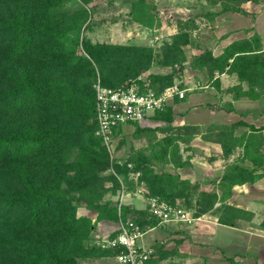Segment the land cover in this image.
<instances>
[{
  "label": "trees",
  "instance_id": "1",
  "mask_svg": "<svg viewBox=\"0 0 264 264\" xmlns=\"http://www.w3.org/2000/svg\"><path fill=\"white\" fill-rule=\"evenodd\" d=\"M68 1L0 0V264H88L114 257L116 251L102 249L93 238L98 222L120 219L113 196L121 185L111 168L126 176L131 163L132 171L141 173L138 183L149 189V196L172 204L181 198L188 203L197 191V186L164 169L170 163L178 169L189 165L179 155V147L171 149L168 140L161 147L158 170L153 158L142 154L124 164L111 163L107 148L96 136L98 74L102 86L118 88L149 71L156 54L148 46L82 39L93 0H80L82 6L76 10L66 8ZM208 1L221 2L225 11L243 12L236 6L242 0ZM132 7L135 23L152 25L153 20H146L150 10L145 0H134ZM188 43L187 33L177 36L158 54L163 56L162 65H182L183 45ZM261 46L260 38L254 36L232 43L218 57L206 51L196 63L207 68L211 78L228 72L241 84L248 82L249 90L242 97L259 100L264 94ZM182 73L183 68L164 76L149 75V80L160 92L177 79L182 81ZM182 87L186 86L182 83ZM153 118L171 125L173 106ZM135 125L138 134L148 130ZM240 126L246 125L240 121L213 126L203 137L219 143L224 157L234 148L243 149L239 162L223 177L231 187L253 184L258 178L255 172L264 167V127L248 126L250 131L238 137ZM121 130L116 129L115 136ZM181 131L188 144L200 134L198 127L190 125ZM218 198L217 192L204 193L197 202V217L215 210ZM82 206L97 213L95 222L79 214ZM245 214L250 215L225 204L218 221L242 228ZM121 217L132 219L143 230L159 224L148 209L124 207Z\"/></svg>",
  "mask_w": 264,
  "mask_h": 264
},
{
  "label": "rangeland",
  "instance_id": "2",
  "mask_svg": "<svg viewBox=\"0 0 264 264\" xmlns=\"http://www.w3.org/2000/svg\"><path fill=\"white\" fill-rule=\"evenodd\" d=\"M133 1L134 0H93L89 5L91 17L82 30V39L84 38L85 40H90L94 44H136L152 48L154 50V53L156 54V60L152 68L149 71L143 73L146 75L164 76L170 73L173 74L177 70L182 71L183 68L182 80H186L189 83L190 88H192L191 91H189L187 94H203L200 99L201 105L199 107H206L208 109H211L212 111L220 112L221 114L217 115V121L225 123L222 125L212 124L206 126L204 134L208 132V129L210 127L234 125L240 121L243 122L246 126H240L237 129L236 136L238 137H241V135H243L245 132L248 133L250 131L251 128H248V126L256 128L264 127V94L259 100H252L258 101L257 103H253L249 107L245 106V104L242 106L241 104L240 106H238V109H235L234 102L242 99L251 100L250 98L242 97V93L249 90V83L245 82L241 84L238 80V84L230 86L232 82H229V78L226 77V82L222 85V82L220 81L221 79H219L218 77L216 78V75L211 78L207 71V68L201 69L200 66L196 63V59L206 51H211L214 55V48L218 47L220 45L219 42L226 35H229L234 29H236V27H247L248 25H245L248 24V21H252V18L253 20L256 19V15L252 11V9H244V6L250 1L242 0L240 1V4H236L237 8L243 11L236 12L232 10L225 11L223 10L221 2L218 5H212L208 0H145V4L149 6L150 10L149 16L147 17V19L145 17V19L150 22L153 20L152 25L148 24V26H143L141 24L135 23V21L132 20ZM81 6L82 4L80 0H70L66 4V8L71 10H76ZM237 14L242 15L243 19L235 22L236 24L234 23L233 25H230L229 23H219L218 21L219 17L228 20L225 17H234ZM237 23H239V25ZM254 29L255 28L252 26L250 27V25L248 28L243 29V34L248 35L245 39H251L254 36H258L261 40L262 52L264 53V40L261 38V36L256 33L249 36V33H251V31L253 32ZM183 32L189 35V43L183 45L184 59L182 61V65H162V62L164 60L163 56H159L158 54L162 55L166 46L172 44L174 39ZM228 32L229 34H225ZM156 38L158 39L156 40ZM214 56L218 57L220 55ZM233 76L237 77L236 75ZM99 80L100 74H98V81ZM177 80V82H182L179 81V79ZM198 80L200 81V85H197L196 83ZM174 112L175 119L171 125H168L165 122L159 121L157 119H152L156 122L154 121L153 124L151 123L150 127L149 125H147L148 127H144V125H146V122L139 124L141 127L148 129L145 133L138 134L136 125H127L123 127L121 132H119L115 136L114 141L112 142L110 147L111 150H109L108 147L104 145L110 155L111 163L124 164L126 161L132 159L133 157L142 154L143 156H146L148 158H153L152 163L157 167L156 169L158 170V156L160 155L161 147L165 146L166 143L164 142L166 140H168L169 143L172 144L170 145L171 149H173L174 146L179 147V155L181 156H183V149L185 151L192 150V148L190 147L191 142L189 144L186 143V136L180 134L183 133L181 131V128H183L184 126H179L180 124L178 116H181L183 114L181 111ZM198 128L200 130V134L198 135H201V128ZM204 134L202 135V138L204 137ZM198 135L193 137L192 141L196 137H198ZM242 156L243 149L238 147L234 148L230 156L224 157L226 162V168L224 169L225 171L223 170L224 176L229 167L232 164L239 162V158H241ZM190 158L191 157H189V155L187 154L186 162H188V159ZM220 163L222 167V164L224 163L222 161ZM246 164L248 165L247 167L250 166L249 163ZM130 165L131 171L126 176L116 174L113 168H111V172L116 175L119 182L120 179H123L125 184L127 185L126 187H132L133 189H135L137 185L140 184L132 178L131 174L137 172L132 171L133 166L130 163L128 167ZM241 165L246 166L243 160H241ZM160 168L161 167H159V169ZM168 168L169 167L164 166V169L167 172H171V170H169ZM216 168H218V170H216L217 173H220L222 171V169L219 170L220 167ZM172 172H175V170H173ZM255 174L258 175V178L254 183L260 181L261 184V186L259 187L260 193L258 195V209L256 214H254L250 210L240 208L250 213V215L245 214V217L241 218L240 224L242 225L241 229L246 230L249 229V227H252L258 228L259 231L264 232V167L258 168ZM223 177L220 180V184L217 185V188H214V181L212 182L208 180H206L202 185L192 184L197 186V191L192 194L193 198L188 203L185 201V199L181 198L173 204H180L188 212L190 217L194 219V222H197L199 220V217H203V215L197 217V211L199 209V207L197 206L198 200H200L201 196L204 195V193H213L217 192V190H221V195L217 200L218 203L215 205V210L212 211V215L218 218V216H220V212L223 211V206L225 204L231 205L229 202L234 203V201H239L236 199L234 200L232 193L233 188L226 182H224ZM126 179H128L129 182ZM120 185L121 188L119 193H117L118 198L116 202H118L121 193V182ZM246 185L249 186L250 184ZM250 192L251 191L248 190L247 194H250ZM137 201L138 202H136V205L140 208L142 206V202H140V200ZM246 201L250 200L247 199ZM219 203L223 204L218 205ZM78 212L80 215L95 219V221L97 220V213L83 206L79 208ZM96 241L97 240H94V242ZM259 258L263 259L262 256ZM91 261H88V264Z\"/></svg>",
  "mask_w": 264,
  "mask_h": 264
},
{
  "label": "crops",
  "instance_id": "3",
  "mask_svg": "<svg viewBox=\"0 0 264 264\" xmlns=\"http://www.w3.org/2000/svg\"><path fill=\"white\" fill-rule=\"evenodd\" d=\"M244 7L246 10L252 9L256 15V19L253 20L252 18V21H248V24L245 25H248L247 27H236L230 34L229 32L225 33L229 35H226L219 42L220 45L214 48V55H221L226 47L234 42L245 39L248 35L243 34V29L248 28L249 25L255 28L253 32L251 31L249 33V36L256 33L264 40V2L255 4L250 1ZM225 18L228 20L219 17V23L233 25L235 22L243 19V16L237 14L234 17ZM237 24L239 25V23ZM228 74L227 72L217 73L216 78L221 79L222 85L226 82L227 78H229V82H232L230 86L238 84V78ZM182 83L190 88L186 80H182ZM196 83L198 85L200 81L198 80ZM202 96L203 94L190 93L183 100L171 102L170 105H173L174 111H181L183 114L178 116L179 126L190 125L200 127L202 134L198 135L191 142L190 147L192 150H182L183 160H187V154L191 157L188 159L189 165L187 167L178 169L172 163L167 164L166 167H169L168 169L171 170V173L179 174L183 180H189L192 184L202 185L208 180L214 181V188H217V185L220 184V180L224 176L223 170L226 168L223 149L219 143L204 140L202 135L206 130V126L212 124L222 125L225 123L217 121V115H220V112L212 111L206 107H199ZM257 102L242 99L234 102V107L238 109V106L241 104L242 106L245 104V106L249 107L251 104ZM153 117L154 115L145 121L146 125L144 127H148L147 125L150 127L151 123H154L155 120H152L154 119ZM221 161L224 163L222 167ZM216 167H220L219 170L222 169V171L217 173L216 170L218 168ZM173 170L175 172H172ZM138 186L141 187V185H137L135 189L132 187L128 188L127 192L129 195L124 199L123 208L129 207L134 210H146L149 208V198H151L149 196V190L144 185L143 193L135 195ZM260 186V181L249 186L234 185L232 187L233 198L239 201L229 203L237 208L250 210L256 214L259 205L258 195L260 193ZM248 190L251 191L250 194H247ZM220 191L217 190L219 197L221 195ZM117 198L118 195L113 199L116 201ZM247 199L250 201H246ZM137 200L142 202L140 208L136 205ZM198 219L197 222L191 224L163 223L146 229L143 242L146 245L153 246L157 252L150 264H230L229 260H234L238 264H264V232L259 231L258 228L249 227V229L245 230L221 224L218 222V218L212 215V212L204 214L202 218L199 217ZM92 220L95 221V219ZM117 227L118 222H98L93 233L94 240L115 234ZM261 256L263 259L259 258ZM89 264H116V262L114 257H107L92 260Z\"/></svg>",
  "mask_w": 264,
  "mask_h": 264
},
{
  "label": "built area",
  "instance_id": "4",
  "mask_svg": "<svg viewBox=\"0 0 264 264\" xmlns=\"http://www.w3.org/2000/svg\"><path fill=\"white\" fill-rule=\"evenodd\" d=\"M95 90L98 124L96 136L111 150L116 129L141 124L156 112H164L171 102L185 99L190 88L182 87V82L176 81L172 86L158 92L152 88L149 75L142 74L139 78L130 80L118 88L104 87L99 80L95 84ZM129 167L131 168V165ZM131 175L138 183L140 173ZM120 182L122 189L117 204L120 216L117 230L113 235L97 239L95 243L102 249L116 251L114 256L116 264H150L157 252L153 246L143 242L145 230L132 219L121 217L124 199L129 194L124 180L120 179ZM140 185L135 195L143 193L144 184ZM148 211L150 218L159 220V224L194 222L180 204H172L159 197L149 198Z\"/></svg>",
  "mask_w": 264,
  "mask_h": 264
}]
</instances>
